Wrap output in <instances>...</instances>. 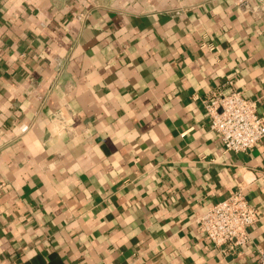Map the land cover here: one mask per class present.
<instances>
[{"label": "crops", "instance_id": "obj_1", "mask_svg": "<svg viewBox=\"0 0 264 264\" xmlns=\"http://www.w3.org/2000/svg\"><path fill=\"white\" fill-rule=\"evenodd\" d=\"M226 81L264 115V0H0V264H260L264 144L204 114ZM238 188L225 255L194 220Z\"/></svg>", "mask_w": 264, "mask_h": 264}, {"label": "built area", "instance_id": "obj_2", "mask_svg": "<svg viewBox=\"0 0 264 264\" xmlns=\"http://www.w3.org/2000/svg\"><path fill=\"white\" fill-rule=\"evenodd\" d=\"M207 46L212 50V46ZM225 87H229L226 92ZM202 103L208 126L219 135L223 153H244L259 143L264 144V115L257 113L256 100L232 88L231 82L211 90ZM255 180L264 186V168L255 172ZM6 186L0 180V194ZM243 191L238 188L224 200L212 203L194 220L203 238L225 255L249 243V229L259 220L257 207ZM258 253V262L264 264V251Z\"/></svg>", "mask_w": 264, "mask_h": 264}]
</instances>
